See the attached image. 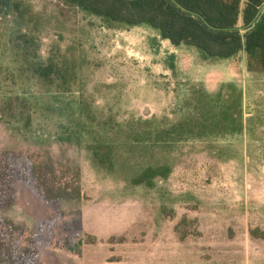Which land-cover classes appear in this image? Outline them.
Instances as JSON below:
<instances>
[{"label":"rangeland","instance_id":"374dc122","mask_svg":"<svg viewBox=\"0 0 264 264\" xmlns=\"http://www.w3.org/2000/svg\"><path fill=\"white\" fill-rule=\"evenodd\" d=\"M29 2L46 19L44 48L69 45L70 56L84 59L76 87L98 119L110 107L118 121L174 118L189 86L216 92L230 84L242 89L244 117H256L257 138L182 141L165 152L173 164L166 179L151 188L128 187L95 169L77 145L46 133L19 135L0 122V151L18 172L48 157L61 181L71 180V166L81 171L79 204L47 203L24 182L0 194V218L18 227L11 242L35 240L36 228L54 217L34 245L42 264H264V239L251 235L264 230V74L246 70L243 52L202 61L195 50L176 47L149 27L96 19L92 28L91 15H59L56 0Z\"/></svg>","mask_w":264,"mask_h":264},{"label":"trees","instance_id":"16d2710c","mask_svg":"<svg viewBox=\"0 0 264 264\" xmlns=\"http://www.w3.org/2000/svg\"><path fill=\"white\" fill-rule=\"evenodd\" d=\"M176 1L188 11L173 0H56V10L70 19L91 15L92 28L96 19L120 28L149 27L172 45L195 50L202 61L230 59L243 52L246 70L264 74V8L254 20L264 0ZM45 21L29 0H0V122L10 131L56 136L60 143L84 150L98 171L123 180L128 187L146 188L171 173L173 164L165 152L175 144L226 135L257 138L256 117H244L243 91L230 84L216 92L189 86L174 118L138 116L118 121L110 107L103 111L106 115L97 112L104 115L98 119L83 90L76 87L84 59L70 56L69 45L61 50L51 42L44 48ZM12 165L17 163H10L7 153L0 151V194L24 182L47 203H80L79 167L71 166V180L61 181L51 157L22 172ZM4 202L12 203L11 194ZM54 221V217L45 219L35 230L36 239L19 245L8 237L18 227L0 218V264H42L34 245ZM251 235L264 239V230L254 228ZM65 244L69 250H80L68 241Z\"/></svg>","mask_w":264,"mask_h":264},{"label":"water","instance_id":"95a60500","mask_svg":"<svg viewBox=\"0 0 264 264\" xmlns=\"http://www.w3.org/2000/svg\"><path fill=\"white\" fill-rule=\"evenodd\" d=\"M174 1V3L176 4V5H178L182 10H185V11H188L186 8H184L182 5H180L176 0H173ZM264 8V5L259 9V11H258V13L256 14V16H255V18H254V20L258 17V15L260 14V12L262 11V9ZM192 14H194V15H197V16H199L209 27H211V28H214L212 25H210L201 15H199V14H197V13H195V12H191ZM252 23V22H251ZM250 23V24H251ZM249 24V25H250ZM248 25V26H249Z\"/></svg>","mask_w":264,"mask_h":264},{"label":"flooded vegetation","instance_id":"af4514ba","mask_svg":"<svg viewBox=\"0 0 264 264\" xmlns=\"http://www.w3.org/2000/svg\"><path fill=\"white\" fill-rule=\"evenodd\" d=\"M111 88V87H110ZM152 117V116H151ZM150 118V117H149Z\"/></svg>","mask_w":264,"mask_h":264}]
</instances>
